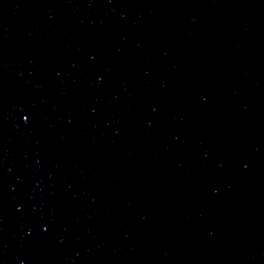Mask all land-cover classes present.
Listing matches in <instances>:
<instances>
[{
  "label": "water",
  "instance_id": "1",
  "mask_svg": "<svg viewBox=\"0 0 264 264\" xmlns=\"http://www.w3.org/2000/svg\"><path fill=\"white\" fill-rule=\"evenodd\" d=\"M0 264H264V0H0Z\"/></svg>",
  "mask_w": 264,
  "mask_h": 264
}]
</instances>
